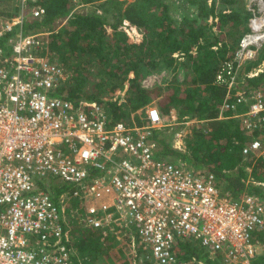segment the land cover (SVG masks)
I'll list each match as a JSON object with an SVG mask.
<instances>
[{
  "label": "built area",
  "instance_id": "1",
  "mask_svg": "<svg viewBox=\"0 0 264 264\" xmlns=\"http://www.w3.org/2000/svg\"><path fill=\"white\" fill-rule=\"evenodd\" d=\"M72 3L73 12L84 6ZM44 14L41 4L23 10L1 24L0 36ZM7 43L0 46V264H84L73 242L86 229L103 240L114 237L139 264H189L180 247L194 240L210 255L220 254L221 264H253L264 199L223 195L214 173L158 158L153 129L169 126L159 107L143 108L138 124L134 113L115 120L105 102L60 94L68 71L51 56L50 32L20 31ZM263 44L264 11L249 18L215 75L226 89L219 117L230 111L238 119L248 136L242 152L251 157H264V88H246L240 69ZM125 97L123 91L119 102ZM196 119L185 115L179 122ZM174 135L173 148L187 151L185 130ZM53 179L67 185L57 196L49 191Z\"/></svg>",
  "mask_w": 264,
  "mask_h": 264
},
{
  "label": "trees",
  "instance_id": "2",
  "mask_svg": "<svg viewBox=\"0 0 264 264\" xmlns=\"http://www.w3.org/2000/svg\"><path fill=\"white\" fill-rule=\"evenodd\" d=\"M83 1L93 3L98 0ZM184 1L197 8L202 21L185 16L178 22L171 16L170 7L164 0H105L100 7L75 11L71 15V0H27L28 7L43 5L45 14L41 18L27 17L22 25H15L10 32L0 36V46L7 49L8 39L20 31L23 34L50 32L51 49L64 65L69 68L71 60L76 59L77 66L73 67L76 71L91 65L102 71L101 81L95 85L96 92L81 91L78 82L60 94L76 102H105L115 120H129L132 113L154 102L163 115L174 108L180 110V118L186 115L206 120L205 127L194 131V139L185 152L173 148L166 135L167 128H154L153 139L158 142L156 156L188 162L197 170L214 173L223 195L229 193L230 197L238 198L242 194H252L264 199V157L243 154L248 136L237 119L231 117L230 111L223 114L224 118H219L226 89L215 83L221 61L232 56L238 44L236 48H230L213 28L217 22L231 24V34H244L248 30L246 20L250 12L236 6L238 0H222L229 4L227 9H218L216 0ZM67 17L66 23L57 30L58 21ZM180 58L183 61H179ZM263 61L264 44L257 57L242 68L244 72L240 79L246 88H264V68L255 76L245 74ZM186 63L190 79L182 84L173 79L166 94H161V87L142 86L139 80L143 68L174 71L178 64ZM85 77L82 75L83 81ZM125 86L128 87L125 102H119L120 96L116 100L100 98L102 92L109 93L111 98L117 91L121 94ZM137 123H142L138 116ZM66 186L56 185L49 191L57 196ZM89 237V241L85 240L88 245L98 238L95 233ZM254 238L264 242V230L255 231ZM180 248L189 259L196 258L202 264L222 263L220 254L210 255L198 240L183 242ZM253 264H264V256H257Z\"/></svg>",
  "mask_w": 264,
  "mask_h": 264
},
{
  "label": "rangeland",
  "instance_id": "3",
  "mask_svg": "<svg viewBox=\"0 0 264 264\" xmlns=\"http://www.w3.org/2000/svg\"><path fill=\"white\" fill-rule=\"evenodd\" d=\"M105 0H98L93 3H85L82 0L83 4H86L84 7L85 11L88 10L89 8H96L100 7L101 3L104 2ZM129 1V0H128ZM168 6L170 7V13L171 16L180 22L182 18L185 16L189 17L190 19H195L200 22L202 21V18H200L197 15V8L195 6H190L189 4L185 3L184 0H164ZM211 2V0H209ZM216 5L218 9H227L229 4L227 2H222V0H216ZM34 5H31L28 7V2L27 0H0V28L1 24H5L4 21H10L12 19H16L17 17L20 16L21 12L23 10H31ZM243 7L245 10L250 12L249 18L253 14L257 13H262L264 11V0H238L237 5ZM248 20L246 21V26L248 28ZM209 22L212 21V19L208 20ZM231 24L227 25H220L219 22L214 26L213 30L217 35L219 36L220 39H222L225 43H228L229 47L232 48L233 46H237L240 38L242 37L243 33H238L237 35L231 34ZM50 39H52L50 37ZM236 42V43H234ZM231 50V49H230ZM51 56L55 58L56 60L60 61V56L52 52ZM86 58V57H85ZM179 61H183L182 58L179 59ZM63 63V62H62ZM77 60L72 59L71 60V68L66 66V69L68 71V81L66 83V87L72 85L78 84L80 82V89L81 91L85 92H96L97 89L95 87L96 83L101 81V68L91 65L88 66V69H82L79 71L74 70L73 67L77 66ZM245 65V64H244ZM240 69V74L241 76L243 75L244 70L242 68ZM69 66V65H68ZM188 64H178V67L176 70L172 71L171 69H160V70H148L147 68L142 69V73L140 75V82L142 86L146 88H154V87H161L162 91L161 94H166L169 91H166L168 84L174 79L178 81V83L182 84L185 80L190 79V71L188 68ZM78 72V73H77ZM82 75L86 76L85 81L82 80ZM127 86H125L123 91L127 92ZM84 92V93H85ZM109 93H101L100 98L102 100H113L115 97H117L120 93L117 91L112 98L108 95ZM127 95V94H126ZM161 98V96H160ZM126 99V97H125ZM88 101V100H87ZM126 101V100H125ZM158 101V100H157ZM155 106L159 107L156 102L153 103ZM172 113V114H171ZM180 110L179 109H174L172 112H170L168 115H164V124L166 123H176L173 125L168 124L169 126H164V128H167L168 130L166 131V135L170 138V141H172V144L174 142V133L179 131V130H185L186 136H185V141L188 144L193 140L194 136L193 133L196 131V127H199V129L204 126V123L206 122H201L199 125L195 126L196 124H184L182 122H179L181 118H178V116L181 117L180 115ZM145 111L139 110L138 113H134V119L137 122V116L141 118H145ZM174 115V118L176 117L177 119H173L172 116ZM129 118H132V115L129 116ZM179 122V123H177ZM179 162V161H178ZM182 162V161H180ZM60 184L58 180H52L49 182V188L56 186ZM75 232V230H73ZM81 230L78 231L79 236L81 235ZM96 234V232H95ZM98 236V235H97ZM261 245L258 247V256L262 255L264 256V242H260ZM121 242L115 239L114 237H111L107 239L105 242H102L97 238L96 242L93 244L89 245L88 248L81 252L80 248L77 247V250L80 254V257H83L82 261L85 264H139L138 259L134 258L132 256H126L123 252L122 249L120 248ZM181 259L186 260L189 264H200L199 262H196L193 258L189 259V255L183 252V250L180 252ZM87 257V258H85ZM189 257V258H188ZM198 260V259H197Z\"/></svg>",
  "mask_w": 264,
  "mask_h": 264
},
{
  "label": "crops",
  "instance_id": "4",
  "mask_svg": "<svg viewBox=\"0 0 264 264\" xmlns=\"http://www.w3.org/2000/svg\"><path fill=\"white\" fill-rule=\"evenodd\" d=\"M86 4H84V6H85ZM81 7V8H79V9H77V11H79V12H83V11H85V8H87V7ZM73 8H74V5H73V3H72V0H71V11H70V13H69V15L73 12ZM87 11V10H86ZM101 11V10H100ZM69 17V16H68ZM68 17L66 18V19H62V20H59L58 21V27H57V30H59L60 28H61V26L62 25H64L65 23H66V21H67V19H68ZM248 20V19H247ZM246 20V21H247ZM228 44V43H227ZM229 46V45H228ZM264 63V61L260 64V65H262ZM259 65V66H260ZM259 66H257V67H259ZM257 67H254V68H252L251 70H249V71H252V70H254L255 68H257ZM248 71V72H249ZM247 73V72H246ZM245 73V74H246ZM126 92V91H125ZM118 96H120V98H121V94H119ZM149 105H154L153 103L152 104H149ZM155 106V105H154ZM172 112V111H171ZM231 113V112H230ZM172 114V113H171ZM165 115V114H164ZM166 115H168V114H166ZM231 115H232V113H231ZM172 118L173 119H175L174 118V115L172 116ZM220 118V117H219ZM233 118V117H232ZM177 119V118H176ZM197 121H199V122H194L193 124H196L195 126H197V125H199L200 123H201V121H204V119H202V120H199V119H196ZM237 121H238V119H237ZM238 123H239V121H238ZM167 124H170V123H166V125ZM175 124V123H174ZM200 127V125L198 126V127H196V128H199ZM171 145H172V143H171ZM173 146V145H172ZM58 185H60V186H62V184H58ZM80 231V230H79ZM81 235L79 236V234H78V236H77V239H76V241L75 242H73V247H74V249H75V252H76V255H77V257L78 258H80V259H82L83 257H80V254H79V252H78V250H77V247L78 248H80V251L81 252H83V251H85L87 248H88V244L85 242V240L87 239L88 240V238H90L89 236L92 234V233H95L96 232V235H98L97 237L99 238V240L100 241H102V242H105L106 240H103L102 238H101V235H100V232L99 231H94V230H89V229H86V230H84V231H82L81 230ZM89 241V240H88ZM85 258H87V257H85ZM83 260V259H82ZM85 264V263H84Z\"/></svg>",
  "mask_w": 264,
  "mask_h": 264
}]
</instances>
